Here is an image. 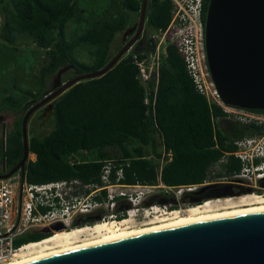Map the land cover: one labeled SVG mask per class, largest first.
<instances>
[{
  "label": "trees",
  "instance_id": "1",
  "mask_svg": "<svg viewBox=\"0 0 264 264\" xmlns=\"http://www.w3.org/2000/svg\"><path fill=\"white\" fill-rule=\"evenodd\" d=\"M209 0H202L204 23ZM0 37L8 43L30 40L46 50L47 62L39 71V87L61 68L70 67L77 75L99 72L110 61V44L118 32L129 27V14L140 11L142 0H121L120 11L99 17L84 16L75 0H12ZM171 0H148L146 27L164 30L169 24ZM88 23L72 39L66 38V24ZM147 50L153 45L147 41ZM85 49L89 61L81 62L76 51ZM139 53V52H133ZM137 68L129 56L104 76L79 83L59 96L51 107L52 129L43 137H31L28 154L34 155L24 167L22 179L29 184L82 179L98 183L103 160H127L121 183L155 185L159 162L163 159L160 181L165 186L201 183L208 168L232 152L226 145L232 138L261 134L262 127L231 122L222 109L209 105L198 94L187 75L184 62L173 46L159 68L155 123L145 115L143 89L136 80ZM30 97H36L30 91ZM11 96L0 99V106L18 105ZM264 113V111H254ZM159 142L162 153L148 158L145 147ZM130 143L138 146L129 149ZM116 151L118 154L111 153ZM95 153L92 162H72L79 154ZM23 156L22 132L15 131L5 140L2 158L8 165Z\"/></svg>",
  "mask_w": 264,
  "mask_h": 264
},
{
  "label": "water",
  "instance_id": "2",
  "mask_svg": "<svg viewBox=\"0 0 264 264\" xmlns=\"http://www.w3.org/2000/svg\"><path fill=\"white\" fill-rule=\"evenodd\" d=\"M148 0L136 33L99 72L77 75L28 110L22 120L23 156L9 177L23 175L29 117L73 86L109 72L141 38ZM207 70L223 105L264 111V0H209L204 18ZM29 264H264V212L238 214L148 232L51 256Z\"/></svg>",
  "mask_w": 264,
  "mask_h": 264
},
{
  "label": "built area",
  "instance_id": "3",
  "mask_svg": "<svg viewBox=\"0 0 264 264\" xmlns=\"http://www.w3.org/2000/svg\"><path fill=\"white\" fill-rule=\"evenodd\" d=\"M173 9L169 24L164 30L152 29L148 40L153 48L149 51L133 53L129 56L137 68L136 80L143 89L145 115L155 123V105L159 82V68L166 56V47L173 46L182 58L187 75L196 92L203 96L209 105L222 109L227 118L242 125L264 124V113H257L222 104L207 70L204 51V23L202 21V0H171ZM242 159V158H241ZM100 169L101 181L105 193L102 200L95 198L75 199L72 211L88 213L102 202L113 203L116 199L128 198L132 202L139 200L142 191L152 194L161 189L166 195L172 193L179 198L183 193L192 191L196 186H165L160 181L163 159L159 162L158 182L156 185L141 186L121 183L123 170L128 161L103 160ZM98 190L97 192H99ZM138 191V194L134 193ZM66 192L65 182L29 184L22 179V174L4 177L0 175V264H4L26 251L30 244H24L23 236L50 228L63 221L62 214L70 207H59L62 195ZM167 206L153 205L145 210L165 216L172 212ZM134 211L127 212L130 216Z\"/></svg>",
  "mask_w": 264,
  "mask_h": 264
},
{
  "label": "flooded vegetation",
  "instance_id": "4",
  "mask_svg": "<svg viewBox=\"0 0 264 264\" xmlns=\"http://www.w3.org/2000/svg\"><path fill=\"white\" fill-rule=\"evenodd\" d=\"M232 139L231 142L227 141L226 145L233 151L222 152L219 160L208 168L205 179L201 183L187 184L196 187L190 192L183 193L179 198L172 193L166 195L164 192L161 194L162 196H159L158 190L161 189L155 190L152 194L142 191L136 202H132L128 198H121L116 199L113 203L102 202L88 213H78L72 211V205L76 198L82 196L103 199L105 189L101 181V172L98 183L86 182L82 179L51 182L66 183V192L62 195L59 207L68 206L70 210L67 214H62L63 221L43 230L41 236L23 240V243H40L56 234L80 231L70 242L77 247L84 243L87 244V242L93 243L99 237V234L95 233V227L103 223L118 225L126 221L128 225L123 228L148 227L163 217L161 213L154 216V212H145L153 205L167 206L168 212H178L181 216H184L190 208L201 207L205 204H209L213 208L212 212L218 213L258 208L264 205L254 201L260 199L261 203H264V137L252 135ZM135 184L146 186L141 183ZM98 190L100 191L97 192ZM134 194L137 195L138 191ZM130 210L134 212L127 216V212Z\"/></svg>",
  "mask_w": 264,
  "mask_h": 264
},
{
  "label": "rangeland",
  "instance_id": "5",
  "mask_svg": "<svg viewBox=\"0 0 264 264\" xmlns=\"http://www.w3.org/2000/svg\"><path fill=\"white\" fill-rule=\"evenodd\" d=\"M77 6L84 11V16L89 17L93 13L99 17L109 16L120 11L121 0H75ZM13 9L12 0H0V30L3 28L7 10ZM139 20V12L129 14V27L118 32L112 40L108 52V59L111 60L120 49L134 36L137 30ZM88 26V23L77 25L70 21L66 24V38L72 39L75 35L83 32ZM152 29H148L144 25V31L139 41L131 48V52H138L140 47L147 44L149 35ZM147 47L139 52H144ZM76 58L81 62H88L87 51L78 49ZM47 62L46 50L38 48L30 40L18 39L14 43L5 42L0 37V99L5 97H13L20 100L19 104L5 103L0 106V175H8L14 168L15 163L8 165L2 154L6 138L15 131H20L22 128V120L30 108L42 101L45 97L52 94L62 85L67 83L72 78L76 77V73L70 67L61 68L55 75L48 77L45 80L43 88L39 87V71ZM35 94L36 97H30L27 92ZM59 97L48 102L41 108L31 114L26 125L27 141L31 137L41 138L46 135L53 127L51 118V107ZM231 122H234L230 119ZM240 124V123H238ZM242 125V124H241ZM250 126V125H244ZM262 127L261 134H253L264 137V124L256 125ZM136 143H130L129 149L136 148ZM148 158L154 159V153H162V149L157 140L153 148L148 146L144 148ZM111 153L118 154L111 150ZM72 162H92L97 160L95 153L79 154L74 157ZM32 154L28 155L27 162L33 161ZM166 161V160H165ZM164 161V164L166 162ZM26 162V163H27ZM15 174V173H14ZM159 196H162L163 190H158ZM157 192V191H156ZM43 231L37 233H29L23 236L24 240L32 239L41 236Z\"/></svg>",
  "mask_w": 264,
  "mask_h": 264
},
{
  "label": "bare ground",
  "instance_id": "6",
  "mask_svg": "<svg viewBox=\"0 0 264 264\" xmlns=\"http://www.w3.org/2000/svg\"><path fill=\"white\" fill-rule=\"evenodd\" d=\"M254 201H256L257 204H264L261 203L262 201L260 199ZM211 209L213 208L209 204H205L204 206L201 207L190 208L184 216L179 215L178 212H172L171 214L163 216L161 219L159 218L160 220L157 219L159 220L157 221V223L144 228H136V229L123 228L126 225H128L126 221H123L118 225L113 223L112 224L103 223L95 227V233L99 234V237L96 240H94L93 243L87 242V244L84 243L77 247L70 244V242L73 240V238H75V236H77V234L80 231L71 232L68 234H56L55 236H53L48 240L42 241L40 243L30 244L27 247L26 251L20 253L14 259L4 264H29L58 254H63L91 246L114 242V241L130 238L133 236H137L140 234H145L148 232L165 230V229L180 227L184 225L194 224L198 222H204L208 220L234 216L238 214L264 212V205H261L258 208L256 207L245 211H233V212L226 211L227 213L225 212L218 213L214 211L212 212ZM55 245H57L58 247H54Z\"/></svg>",
  "mask_w": 264,
  "mask_h": 264
},
{
  "label": "crops",
  "instance_id": "7",
  "mask_svg": "<svg viewBox=\"0 0 264 264\" xmlns=\"http://www.w3.org/2000/svg\"><path fill=\"white\" fill-rule=\"evenodd\" d=\"M139 47H140V50H143L144 48H146V46H144V47L139 46ZM140 50H139V51H140ZM139 51H138V52H139ZM32 156L34 157V155H32Z\"/></svg>",
  "mask_w": 264,
  "mask_h": 264
}]
</instances>
